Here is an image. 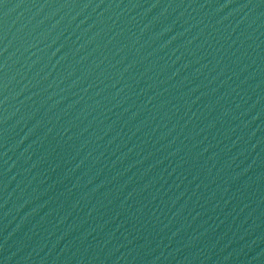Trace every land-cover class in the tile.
Segmentation results:
<instances>
[{"label":"water","instance_id":"water-1","mask_svg":"<svg viewBox=\"0 0 264 264\" xmlns=\"http://www.w3.org/2000/svg\"><path fill=\"white\" fill-rule=\"evenodd\" d=\"M0 264H264V0H0Z\"/></svg>","mask_w":264,"mask_h":264}]
</instances>
